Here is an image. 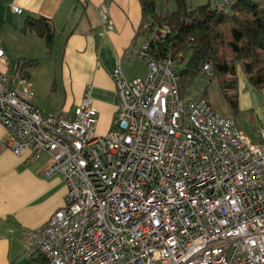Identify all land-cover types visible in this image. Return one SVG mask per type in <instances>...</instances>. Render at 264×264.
Wrapping results in <instances>:
<instances>
[{"label": "built area", "instance_id": "1", "mask_svg": "<svg viewBox=\"0 0 264 264\" xmlns=\"http://www.w3.org/2000/svg\"><path fill=\"white\" fill-rule=\"evenodd\" d=\"M208 1L232 16L238 0ZM99 17L112 31L103 5ZM137 56L146 76L127 80L116 64L114 127L95 136L88 90L74 112L43 115L27 80L10 77L0 42L5 144L28 162L49 153L44 176L65 186L63 205L24 233L25 254L46 264H264V125L253 142L215 114L203 95L210 65L183 94L168 56L145 43Z\"/></svg>", "mask_w": 264, "mask_h": 264}, {"label": "crops", "instance_id": "2", "mask_svg": "<svg viewBox=\"0 0 264 264\" xmlns=\"http://www.w3.org/2000/svg\"><path fill=\"white\" fill-rule=\"evenodd\" d=\"M139 1L0 0V11L25 13L24 21L28 16L48 19L53 29L51 49L57 46V36L63 43L61 78L65 99L60 109L47 113L33 103L43 115L74 112L88 90L98 119L94 135L103 136L114 127L118 97L111 73L116 64L120 63L127 80L146 76L145 62L137 56L144 42L136 36L141 21ZM101 5L108 9L113 23V30L107 33L100 22ZM15 8L20 12H15ZM0 42L11 63L1 38ZM237 78V103L242 110L253 112L259 121L256 139L264 125V90L254 89L240 69ZM26 80L33 99L29 73ZM6 137V130L0 124V264H35L25 254L24 233L44 225L63 205L65 186L60 176H44L51 163L49 153H42L33 162H28V153L17 156L7 148Z\"/></svg>", "mask_w": 264, "mask_h": 264}, {"label": "trees", "instance_id": "3", "mask_svg": "<svg viewBox=\"0 0 264 264\" xmlns=\"http://www.w3.org/2000/svg\"><path fill=\"white\" fill-rule=\"evenodd\" d=\"M156 1H139L141 21L136 36L147 44L152 57L168 56L174 62L181 81V93L190 89L205 64L211 66L209 79L217 77L225 95L232 94L228 98L232 107L238 97V69L254 89L264 90V0H238L232 16L217 12L210 4L193 8L190 0H175V10L161 14L156 12ZM226 25H230L228 40L222 29ZM22 32L34 33L50 51L53 29L48 19L28 16ZM223 49L230 50L233 58L228 59ZM15 64L21 67L18 77L28 79V69L36 66L37 60L19 59ZM15 70L9 63L11 78L15 77ZM203 95L208 100L206 88ZM251 140L258 142L259 136ZM30 259L35 264H46L39 254Z\"/></svg>", "mask_w": 264, "mask_h": 264}, {"label": "rangeland", "instance_id": "4", "mask_svg": "<svg viewBox=\"0 0 264 264\" xmlns=\"http://www.w3.org/2000/svg\"><path fill=\"white\" fill-rule=\"evenodd\" d=\"M190 4L193 8L208 4L212 6L208 0H190ZM175 8V0L156 1L157 13L164 14L166 11H174ZM25 16V13L18 15L10 12L5 13L3 10L0 11V38L7 55L10 56L12 66H15L14 76L16 78L21 69L20 66L15 64L16 60L35 59L38 61L36 67L28 69L29 82L34 91V97L31 102L47 113L60 109L65 99V89L63 88L61 78L63 43L57 36L55 41L57 46L53 49L50 48L51 51L48 52L45 42L40 38L31 33L23 34L20 31L23 27ZM229 27L230 25H226L222 28L225 40L229 39ZM223 50H225L228 59L233 58L230 50ZM210 77L205 78L203 90L205 92L206 88L208 100L215 114L231 118L240 131L255 139L259 127L257 117L249 110H242L241 106L237 103L238 97H235L236 104L235 107H232L228 99L229 95L232 94L227 93L228 96H226V91L222 88L219 79L217 77L209 79ZM194 86L195 84L193 83L190 89Z\"/></svg>", "mask_w": 264, "mask_h": 264}]
</instances>
